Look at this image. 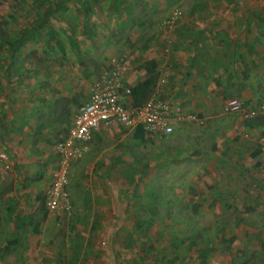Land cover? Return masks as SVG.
Masks as SVG:
<instances>
[{
  "label": "rangeland",
  "instance_id": "374dc122",
  "mask_svg": "<svg viewBox=\"0 0 264 264\" xmlns=\"http://www.w3.org/2000/svg\"><path fill=\"white\" fill-rule=\"evenodd\" d=\"M189 1L192 0H176L175 3L166 0H0V73L5 74L10 67L9 71L12 72H8L9 75L16 74L17 77L11 83L15 82L12 87L18 86L16 89L20 90L21 95L17 96L19 102L25 98V87L38 88L39 80L32 77L33 80L25 81V72H39L42 69L49 76L51 73L64 71L66 64L76 73V67L81 66V77L78 78L77 87L80 85L81 97L85 98L86 90L99 72V67L110 55H125L128 61L127 72L130 69L139 74L142 65L154 56L163 59L170 56L176 27L171 32H166L160 23L174 8H179L185 13ZM250 1L255 2L254 8L257 4L259 6L264 4V0ZM236 2L231 0V3ZM49 10L51 13H48ZM250 11L252 12L248 11V14L254 13V10ZM256 11L252 19L254 24L262 28L263 36L258 35L257 51H263L264 6ZM39 16L41 20L36 26L35 36L27 40L23 46L17 47L13 55L9 56L6 39L9 43L15 44V39L22 31L31 29V25L40 18ZM50 32L53 33V40L48 38ZM253 33L251 31L250 35ZM165 47H168V52H165ZM153 54L156 55L152 56ZM261 55L263 59L259 62L258 71L264 74V51ZM4 79L5 75L0 85L1 82L5 84ZM150 91L152 93V90ZM262 96L264 88L257 96L247 100L253 103ZM222 106L223 102L218 120L227 125H235L231 132L232 139L230 137L231 141L220 143V137L225 131L216 125V119L214 125H211V121L204 120V124L195 127L194 133L186 141L189 150L197 151L193 155L197 159H211L214 154H220L223 147H236L248 141L242 138V134L248 132L245 126L248 121L241 120L236 114H225ZM39 108L40 105L32 107L34 112L31 116H34L35 112L41 115ZM24 110L26 109L22 110V116L18 118L15 116L10 123L4 125L0 122V134H4V139L9 145L5 146V150L8 148V151L6 150L8 170L6 173L0 172V189L11 187L15 178L20 179V183L28 184L29 179L40 173L45 174L47 186L48 177L55 167V161L54 165L42 163L54 151L55 143L28 142L32 132L26 131L24 127L23 122L30 120ZM43 120L44 117L41 121ZM41 130L42 128L37 129ZM117 133H114V137L126 135L123 131ZM203 133H207L203 136L206 138L200 140L195 138V135L200 138ZM117 146L120 144H116ZM242 158L247 159V155L243 153ZM217 161L219 162V158ZM193 163L202 168L201 161ZM199 168H193L192 179H184V184L180 185L177 182L181 191L175 195L169 192L168 186L173 183L169 177L166 174L158 175L157 171L152 170L147 176H141L136 171L135 176L130 178L131 181H125L123 185L114 183L113 185L128 189L129 205L127 209H124L125 207L122 209L119 222L111 224L90 226L87 223H79L76 219L78 213L73 208L70 195L69 211L48 214L45 206L41 205L39 208L38 204L37 209L34 203L29 201L28 193L32 191L30 189L22 193L21 202L20 200L17 202L13 212L16 219L8 223L5 210H2L9 200L5 201L2 196L1 201L4 205H0L2 211L0 245L6 241L3 239L7 238L9 232H12L11 237L14 235L25 237L29 234L31 238L32 234L55 231L58 235L67 234L71 243L78 241L81 232L90 234L96 232L95 245L91 247L94 253L84 257V260L94 264H168L169 261L175 264H197L201 258L194 245L198 249L200 247L204 249L201 255L205 258V264H264V190L260 184L256 183L252 189L251 193L255 196H251V193L245 192L242 188L244 180L232 184L231 189L233 191L239 189V192L229 196L231 200L225 201L227 207H220V201L223 202L220 187L225 185L220 183L219 164L209 170L204 167L200 171ZM247 179L249 177L245 179L249 181ZM68 184L69 177L67 186ZM182 186L186 189L185 192L182 191ZM46 189L47 187L41 190L35 188L34 193L39 192L38 195L43 197ZM0 194H7L4 195L6 199L10 197L9 193ZM222 195L226 197L225 192ZM43 214L47 219L42 221L40 217ZM53 218L58 223L54 226L50 224V219ZM138 219L150 222V225L142 223L138 228L135 224ZM222 237H233L234 240L228 249L225 248ZM56 242L59 243V240ZM176 244L178 246L174 247ZM75 247L77 246L73 245L68 249Z\"/></svg>",
  "mask_w": 264,
  "mask_h": 264
},
{
  "label": "crops",
  "instance_id": "0c3cea01",
  "mask_svg": "<svg viewBox=\"0 0 264 264\" xmlns=\"http://www.w3.org/2000/svg\"><path fill=\"white\" fill-rule=\"evenodd\" d=\"M236 1V3H231V0L189 1L190 3L186 4L187 11L182 13V18L175 28L170 56H165L163 59L153 54L152 59L156 62V67L150 75V90H152L150 97H161L186 111L197 114L204 120L211 121V125H214L213 122L216 119V125L225 131L219 141L222 144L231 141V132L235 128V125H227L218 120L223 100L237 96L253 104L258 99L253 103L247 99L254 98L264 88V74L258 71L259 62L263 59L261 53L264 50L257 51L258 35L262 36V28L254 24L252 19V15H255L256 10L264 4L260 6L257 4L254 8L255 2L250 0ZM168 2L175 3L176 0ZM248 9L254 10V13L248 14V11L252 12ZM251 31L254 32L252 35H250ZM259 31L260 34H258ZM257 52L260 56L258 58ZM11 60L12 58L10 62ZM74 66L76 67L75 63ZM80 67H76V73L66 64L64 71L51 73L49 76L42 69L39 72H25V81L33 80L32 77L39 80L38 88L25 87V98L19 102L17 96L21 95L20 90L16 89L18 86L12 87L15 82L11 83L17 76L9 75L8 72L12 71H9L10 67H8L5 74L0 73V81L4 75L7 80L6 82L4 79L6 85L2 82L0 85V122L5 125L14 120L15 116L17 118L22 116V110L26 109L24 112L30 120L23 122L24 127L26 131L32 132L28 142L37 144L39 141V143L47 144L48 141L54 144L65 137L77 107L88 97V89L83 99L80 85L77 87V81L81 77ZM124 78L129 86H134L138 81L143 80L145 78L144 64L140 74L129 69ZM38 105L41 106L39 108L41 115L35 112V115L31 116L34 112L32 107ZM5 117L7 119L4 120ZM43 117L44 122L41 121ZM245 126L252 140H246L245 144L242 143L236 147H223L220 154H214L211 159H197L193 156L197 151L189 150L186 144L194 133L195 127H198L195 123H185L169 135L144 133L141 135L143 140H140L139 135L135 133L136 127L127 128L119 123L102 125L93 131L83 155L71 162L69 166L67 188L73 208L78 213L76 219L79 223H87L90 226L119 222L122 209L124 207L127 209L129 205V191L113 184L122 183L123 185L125 181H131L130 178L135 176L136 171L141 176H147L151 170L157 171L158 175L166 174L170 182H173L168 186L169 192L175 195L181 191L177 182L179 185L184 184V179L190 180L194 177L193 168L200 166L193 161L198 160L202 163L200 171L204 167L209 170L219 164L220 183L225 185L220 187V197L223 198V202L220 201V207H227L225 201L231 200L229 196L239 192V189L235 191L231 189L232 184L244 180L242 188L248 193L252 192L256 183L259 184L257 163L259 150L254 137L264 129V119L259 117L251 123L246 122ZM41 128V131H37ZM119 131H123L126 135L120 138L114 137V133ZM206 134H200V138L195 135V138L198 140L206 138L203 137ZM0 144L4 147L9 146L3 133L0 134ZM116 144L120 146L116 147ZM243 153L247 155L248 160L242 158ZM50 154L42 163L54 165L55 161L56 164L54 151ZM13 156L15 157L14 154ZM52 171L53 169L51 174ZM51 174L48 177V185ZM246 177H249L247 179L249 181L245 180ZM45 178V174L40 173L28 180L30 185L20 183V179L15 178L12 188L0 189V192L10 194L7 199L4 197L7 194H0V205H4L1 201L2 196L5 201L9 200L2 210H5L8 223L16 219L13 212L17 202L21 195L23 197L22 193L29 189L32 190V193H28L29 201L34 203L35 208L38 204L41 208L40 201L36 199L39 192H34H36L35 188L41 190L48 187L45 184ZM182 191L185 192L186 189L183 187ZM223 192L226 197L222 195ZM252 195L255 196L254 193H251ZM2 211H0L1 215ZM43 217H45L44 214L40 220L47 219ZM50 220L51 225L58 224L54 218ZM93 233H79L78 241L73 244L67 234L58 235L55 231L32 234L31 238L29 234L25 237L23 235L11 237L12 232H9L7 238L3 239L6 241L0 245V256L3 255L0 258V264H94L84 260V257L92 255L91 247L95 245L94 238L97 235L96 232ZM11 239H18V241L8 250H3L2 246ZM57 240L60 244L56 242ZM73 245L77 247L68 249Z\"/></svg>",
  "mask_w": 264,
  "mask_h": 264
},
{
  "label": "built area",
  "instance_id": "2783aa9c",
  "mask_svg": "<svg viewBox=\"0 0 264 264\" xmlns=\"http://www.w3.org/2000/svg\"><path fill=\"white\" fill-rule=\"evenodd\" d=\"M182 18V11L174 8L164 17L160 26L171 32ZM168 52V47H165ZM128 61L125 55H110L91 81L88 97L80 104L71 121L65 137L54 144L56 164L50 183L43 194L48 214L70 210L67 191L68 173L71 162L79 159L87 149V142L93 131L104 124L119 123L127 128L140 126L146 134L169 135L185 123L203 125L204 119L197 114L184 110L158 96L149 97L140 106H126L130 101L131 89L125 82ZM225 114H236L241 120L257 117L264 119V96L250 104L243 97H227L223 101ZM242 138L252 140L250 132H244ZM254 141L258 147V179L264 190V129ZM8 157L5 147L0 144V172L6 173Z\"/></svg>",
  "mask_w": 264,
  "mask_h": 264
},
{
  "label": "trees",
  "instance_id": "16d2710c",
  "mask_svg": "<svg viewBox=\"0 0 264 264\" xmlns=\"http://www.w3.org/2000/svg\"><path fill=\"white\" fill-rule=\"evenodd\" d=\"M169 1V0H167ZM171 1V0H170ZM48 13H51V10L48 11ZM40 18L39 19H36L35 22L33 23V25H31V29H28L26 31H22L20 36L18 38H16V42L15 44H12V43H9L8 40L6 39V44L7 46H9L8 48V54L9 56H12L13 55V51L15 49H17V47H20V46H23L25 44V42L27 40H30L31 37H34L35 36V31L37 29V25L40 24L39 21L41 20V16H39ZM53 33L50 32L48 33V38L49 39H54L53 38ZM3 38V36H2ZM156 67V62L151 59L150 61H147L146 63H144V71H145V78L143 80H140L138 81L134 86H130V89H131V94H130V101L128 102V104H125L126 106H140L142 105L149 97H150V84H151V77L150 75L154 72V68ZM259 118V117H257ZM257 118H254V119H251V120H246L248 121L247 123H251L253 122L255 119L257 120ZM135 133H137L139 136L138 138L140 140H143V137H141L142 134H144L143 130L141 129V127L138 125L136 126V129H135ZM134 133V134H135ZM146 134V133H145ZM258 151V150H257ZM259 152V151H258ZM36 199L40 201L41 205H43V207L45 206V201H44V198L37 195L36 196ZM142 223H146L145 220H142V219H138L135 224H136V227L139 228V226L142 224ZM150 225V222L146 223V225ZM140 231V230H138ZM222 240L225 242V248L228 249L231 242L234 240L233 237H230V238H225V237H222ZM18 241V239H11V240H8L6 242V244H4L2 246V249L3 250H8L10 248V246H13L14 244H16ZM178 246V244H176L174 247ZM195 247V250H197L199 252L198 256L199 258H201L197 264H205V258H203V256L201 255L202 254V251L204 250L203 248H199ZM168 264H175V262H171L169 261Z\"/></svg>",
  "mask_w": 264,
  "mask_h": 264
}]
</instances>
